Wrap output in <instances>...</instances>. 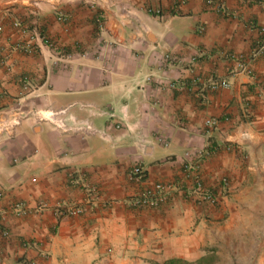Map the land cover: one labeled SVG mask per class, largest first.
<instances>
[{
  "label": "crops",
  "instance_id": "1",
  "mask_svg": "<svg viewBox=\"0 0 264 264\" xmlns=\"http://www.w3.org/2000/svg\"><path fill=\"white\" fill-rule=\"evenodd\" d=\"M216 1L226 14L204 0H0V264H264V56L251 75L221 56L249 53L264 2ZM204 147L206 187L228 180L214 205L182 171ZM136 163L184 190L135 208ZM75 171L98 197L65 215L85 203Z\"/></svg>",
  "mask_w": 264,
  "mask_h": 264
},
{
  "label": "built area",
  "instance_id": "2",
  "mask_svg": "<svg viewBox=\"0 0 264 264\" xmlns=\"http://www.w3.org/2000/svg\"><path fill=\"white\" fill-rule=\"evenodd\" d=\"M205 4L208 8L214 12L226 14L227 11L222 2L216 0H204ZM258 3H263L264 0H248ZM158 14L159 11L156 10ZM60 19H64V17H59ZM15 26H18L19 23H14ZM22 32L25 31L24 27L20 28ZM199 29H202L201 27ZM258 31L260 33V37L254 43L253 47L249 51L248 54H240L233 52H223L221 56L231 62L234 63L236 72H243L247 75L252 74L251 63L260 56H264V27H258ZM33 37V36H32ZM30 37L27 41H23L17 45V48L22 49L23 51H30L34 45V39ZM46 41L45 35L41 37ZM2 46L0 44V50ZM175 57H173L170 53H166L163 56V60L166 63L175 62ZM21 83L23 88H27L28 80L26 77L21 78ZM174 83H170V86H174ZM220 87L228 88L230 87V82L227 79H210L208 82L209 90H216ZM215 121L212 118H207L205 120V125L207 127H212ZM212 152V150L207 148H202L194 151L190 158L182 165V171L186 179L191 182L190 194L193 196L195 201L198 203H207V204H217L219 203L222 197V189L225 188L228 184V180L226 177H222L220 180V189L221 191H214L206 187L203 177L199 171V163L202 159L208 156ZM127 178L135 183L138 186L137 192L133 195L130 200V204L135 208L140 209H149L158 207L161 204H164L168 201L170 193L173 191H183V185L181 182L177 181H168V182H156L153 184H149L146 182V174L143 168V165L140 163H136L129 168L127 171ZM72 186L78 187L85 194V203L83 205H74L70 206L68 209H65V215H79L87 210L88 206L91 203V200H94L98 197V189L97 187L90 185L85 181L81 174L72 172L69 175V181ZM1 197V193H0ZM13 213L22 214L24 213V204L22 202H15L10 205ZM60 212L58 211V214ZM1 233L3 236L8 235V231L5 228L1 229ZM27 264H31L28 262Z\"/></svg>",
  "mask_w": 264,
  "mask_h": 264
},
{
  "label": "trees",
  "instance_id": "3",
  "mask_svg": "<svg viewBox=\"0 0 264 264\" xmlns=\"http://www.w3.org/2000/svg\"><path fill=\"white\" fill-rule=\"evenodd\" d=\"M201 261L202 260L200 259V261L197 260L194 263H186V262H184V261H182L180 259H172V260H169V261L165 262L164 264H201Z\"/></svg>",
  "mask_w": 264,
  "mask_h": 264
}]
</instances>
